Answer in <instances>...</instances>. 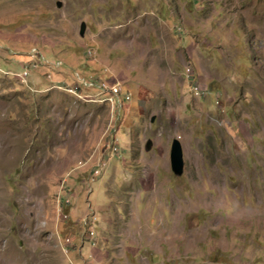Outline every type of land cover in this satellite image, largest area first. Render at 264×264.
Here are the masks:
<instances>
[{"label": "rangeland", "instance_id": "rangeland-1", "mask_svg": "<svg viewBox=\"0 0 264 264\" xmlns=\"http://www.w3.org/2000/svg\"><path fill=\"white\" fill-rule=\"evenodd\" d=\"M0 264H264V0H0Z\"/></svg>", "mask_w": 264, "mask_h": 264}, {"label": "built area", "instance_id": "built-area-1", "mask_svg": "<svg viewBox=\"0 0 264 264\" xmlns=\"http://www.w3.org/2000/svg\"><path fill=\"white\" fill-rule=\"evenodd\" d=\"M25 74L27 75V73H25ZM187 78H188V80L191 82V84H193V89H192V91H193V94H194L196 97L200 98V97H202V95H205V94H206V90H204V89L199 85V83L196 82V80H195V75H194L190 70L188 71ZM93 82H94L95 86L99 87V89H101V90H108V92L110 93V96H111V101H112V103H114V100H115L116 97H118L119 99H121V97H124V101H125V103H127V104L131 101L132 96H131L130 94H128V93H125V92L122 90V88L118 87V84L115 85V87H110V89H108V88L105 89V87H104L101 83H99V82H97V81H91V82H90V85H91V86H92ZM95 86H94V87H95ZM60 88H61V89H65L66 91H69L70 93H76V88H75V86H70L69 88H68V87H63V86H61ZM102 164H103V163H102ZM96 174H99V173L96 172ZM97 176H98V175H97ZM61 201H62V204H63V209L65 210L66 208H64V207L69 206V204H70L69 197H67L66 195H64V196H63V199H61ZM59 202H60V200H59ZM64 210H62V212H63V214H64V217L67 219V218H68V215L65 214ZM90 224H91V223H89V222L87 221L86 226H89ZM89 238H90V240H91L90 243H91V244L93 243V245L95 246V243H94V241H95V233H94L93 230L90 232V234H89ZM70 243H71V240L68 239V240H67V244H70Z\"/></svg>", "mask_w": 264, "mask_h": 264}, {"label": "water", "instance_id": "water-1", "mask_svg": "<svg viewBox=\"0 0 264 264\" xmlns=\"http://www.w3.org/2000/svg\"><path fill=\"white\" fill-rule=\"evenodd\" d=\"M63 4L61 2L58 3V7L61 8ZM87 30V26L84 23L81 27V32L80 35L82 37L85 36ZM153 142L148 141L146 150L150 151L152 149ZM171 165H172V171L175 176L181 177L183 176L184 173V155H183V149L182 145L178 140H175L172 144V149H171Z\"/></svg>", "mask_w": 264, "mask_h": 264}]
</instances>
